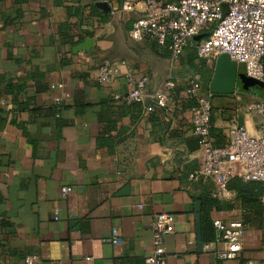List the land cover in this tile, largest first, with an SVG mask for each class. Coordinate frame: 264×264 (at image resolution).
I'll list each match as a JSON object with an SVG mask.
<instances>
[{"label": "crops", "instance_id": "0c3cea01", "mask_svg": "<svg viewBox=\"0 0 264 264\" xmlns=\"http://www.w3.org/2000/svg\"><path fill=\"white\" fill-rule=\"evenodd\" d=\"M126 1L133 10H121ZM105 2L110 11L97 6L89 16L88 0H0V110L7 112L0 114V264H25L28 255H37L38 264H148L159 213L175 219L165 239V264L261 260L260 226L247 229L241 257L225 261L203 230L213 186L189 180L201 157L193 130L195 102L185 89L189 80L200 79L196 67L204 59L193 60L186 51L174 60L152 42L133 40L130 31L144 0ZM8 17L13 23L5 25ZM67 22L74 24V35L94 31L84 38L93 40L90 49L75 52L84 40L74 45L62 40L60 26ZM63 57L68 64L62 65ZM105 59L118 68L111 84L100 83L94 73ZM205 60L212 70L209 91L214 60ZM130 75L148 77L150 93L165 91V82L172 80L167 105L148 112L145 105L115 100V94L127 92ZM10 82L27 83L31 95L38 89L36 102L44 109L63 97L61 117L47 111L14 116L6 94ZM255 88L240 84L235 94L213 95V128L222 130L223 145L237 111L250 134H259L244 108L256 98ZM64 187L73 189L65 197ZM229 196L225 208L209 211L212 222L243 219L237 193L230 190ZM113 228L123 244L109 240Z\"/></svg>", "mask_w": 264, "mask_h": 264}, {"label": "built area", "instance_id": "2783aa9c", "mask_svg": "<svg viewBox=\"0 0 264 264\" xmlns=\"http://www.w3.org/2000/svg\"><path fill=\"white\" fill-rule=\"evenodd\" d=\"M145 9L133 23L130 36L136 41H149L166 49L170 57L178 60L193 45V38L205 32L211 34L196 45L199 59L215 60L221 54H228L238 63L245 75L264 82V0H144ZM134 5L126 1L121 10H133ZM102 84L114 82L118 68L110 59L103 60L94 71ZM129 88L125 94H115V100L142 103L148 112L154 106L165 107L168 93L174 82H165V91L147 92L148 77H127ZM189 99L194 100L193 130L198 137L201 162L189 175V180L208 182L213 186L212 195L219 200H229L228 184L233 178L245 182H260L264 186V99L254 98L245 105V112L254 117L259 134H250L240 123L241 113L237 111L230 119V140L217 146L211 134L213 127V103L200 79L188 81L185 89ZM66 94V97H69ZM150 101L153 102L150 103ZM63 97L55 99L62 104ZM73 189L62 188L67 196ZM264 203V194L262 197ZM58 219V216H56ZM174 216L169 213L155 215L152 223L153 249L146 257L148 264L166 263V236L173 231ZM216 231V251L220 260H237L241 257L244 236L249 223L243 219L227 221L213 220ZM109 240L115 245L123 244L117 228L111 230ZM262 259L247 260L245 264H264V241L261 247ZM92 261V257L86 258ZM37 255H28L25 264H38Z\"/></svg>", "mask_w": 264, "mask_h": 264}, {"label": "trees", "instance_id": "16d2710c", "mask_svg": "<svg viewBox=\"0 0 264 264\" xmlns=\"http://www.w3.org/2000/svg\"><path fill=\"white\" fill-rule=\"evenodd\" d=\"M30 0H15V3L17 4H23V3H29ZM90 2V5L86 7H90L91 13L89 16H93L94 14L92 13L97 9V3L105 0H88ZM80 9V8H79ZM79 9H77L76 14L79 12ZM82 15V13L77 14ZM13 21V20H12ZM12 21L9 20V17L7 18V22L5 25L9 23H13ZM102 21H106V18H103ZM84 23V20H81L80 23L77 25L78 27H81ZM74 27V24L67 22L65 24H62L60 26V32L59 34L62 37V40L70 45H74L82 40H84L85 37H92L94 34L93 30H82L81 34L74 35L72 34V29ZM159 48V47H158ZM159 50L162 51V53H168L169 52L166 49L159 48ZM186 51H189V56L193 60L196 59L197 57V51H196V44L193 43L191 47H189ZM170 55V54H169ZM61 63L62 65H66L69 63V60L66 57L61 58ZM197 74L200 77V80L203 84L204 89L207 91V86L210 81V78L212 76V70L209 69L207 61L200 60L199 63L197 64L196 67ZM36 78L35 74L32 75L31 79ZM11 84L6 85V94L11 96V101L13 104V115L14 116H19L24 112H29V113H38V112H44L47 111L50 115L54 117H61L63 110L65 109V104L64 102L62 104H56L54 103L51 105L49 108H41L38 106V103L36 102L37 97H38V89L34 93V95H31L28 90H27V83H13L10 82ZM250 89V88H248ZM264 99V98H262ZM77 106H82L83 103H81L80 100H77L75 102ZM125 105H139L143 106L142 103L136 102V103H125ZM1 115H6L7 112L0 110ZM211 134L212 136L216 139V145L217 146H223L224 142V135L222 130L213 128L211 129ZM228 189L231 191H234L237 193V196L240 198L242 207L245 211L243 220L245 222H248L249 225H255V226H260L264 230V204L262 202V197L264 194V186L260 182H255V181H250V182H245L241 180L240 178H233L230 180L228 184ZM224 200H219L213 195L209 197L207 200V208L205 209V222L203 225V230L205 231V234L208 231L213 239H215L216 236V231L213 226V222L209 218V211L213 208L216 209H223L225 208L223 206ZM227 208V207H226ZM210 222V223H209ZM207 228V230H206Z\"/></svg>", "mask_w": 264, "mask_h": 264}, {"label": "water", "instance_id": "95a60500", "mask_svg": "<svg viewBox=\"0 0 264 264\" xmlns=\"http://www.w3.org/2000/svg\"><path fill=\"white\" fill-rule=\"evenodd\" d=\"M98 7L105 11H110L109 3L105 1L98 2ZM211 32H205L193 38V43L198 44L202 39L208 37ZM93 40L86 39L84 42L75 46L74 51L88 50L92 47ZM240 67L237 62L231 60L228 54H221L214 60V73L209 84V91L213 95H232L240 84L246 88L257 86L259 83H264L251 79L244 72L240 74ZM242 75V76H241Z\"/></svg>", "mask_w": 264, "mask_h": 264}, {"label": "rangeland", "instance_id": "374dc122", "mask_svg": "<svg viewBox=\"0 0 264 264\" xmlns=\"http://www.w3.org/2000/svg\"><path fill=\"white\" fill-rule=\"evenodd\" d=\"M242 70L240 71L241 74ZM242 76V75H241ZM253 95L256 98H264V83H259L256 88L255 91L253 92ZM264 204V203H263Z\"/></svg>", "mask_w": 264, "mask_h": 264}]
</instances>
